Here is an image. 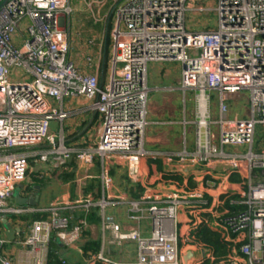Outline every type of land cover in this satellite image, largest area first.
Returning <instances> with one entry per match:
<instances>
[{
  "label": "built area",
  "instance_id": "1",
  "mask_svg": "<svg viewBox=\"0 0 264 264\" xmlns=\"http://www.w3.org/2000/svg\"><path fill=\"white\" fill-rule=\"evenodd\" d=\"M196 1L86 0L91 14L95 8L102 11L95 19L102 32L100 41L96 37L86 41L88 47L97 46L98 54H87L80 67L70 59L72 26L66 21V13L72 10L70 0H0V249L7 242L1 235L3 219L23 217L24 231L18 243L35 258L42 255L43 262L50 241L69 245L80 240L96 208L103 240L91 260L99 264H179L178 215L182 210L189 218H201V194L185 188L180 193L126 201L111 194L108 165L111 158H117L125 164L128 178L135 181L144 157L172 161L167 153L144 148L147 68L152 62H178L176 88L183 94L192 91L196 107L191 122L194 149H183L176 162L226 163L230 172L247 178L240 201L245 209L223 216L214 226L224 230L231 241L235 239L231 235L245 236L228 256L227 264H264V150L252 148L256 126L264 128V0H215L213 7ZM188 12L215 13V27L187 30ZM109 23L107 76L101 83L96 61ZM243 92L248 94V114L231 117L228 101ZM213 97L216 116L210 110ZM64 98H82L86 108L98 115L95 139L85 148L64 143L62 125L70 115L62 107ZM51 122L56 124L53 130ZM39 146H44L40 160L55 167L72 159L91 167L98 159L99 196L88 194L46 208L9 205L26 176V150ZM225 147L246 149L228 152ZM122 203H127L132 219L150 221L148 236L137 228L124 230L106 212ZM60 209L64 214L58 216ZM35 213L43 215L33 218ZM190 226L197 229L195 222ZM125 242L135 243L134 261L115 260L105 254V244ZM0 264L18 263L0 254Z\"/></svg>",
  "mask_w": 264,
  "mask_h": 264
},
{
  "label": "crops",
  "instance_id": "2",
  "mask_svg": "<svg viewBox=\"0 0 264 264\" xmlns=\"http://www.w3.org/2000/svg\"><path fill=\"white\" fill-rule=\"evenodd\" d=\"M196 2L204 7H213L215 4V0L212 5L207 4L204 0H197ZM188 13L195 15L201 14H197V12ZM80 37V39L74 38L75 40H73L75 44L72 43L70 59L78 66L83 67L84 57L87 54L91 53L96 56L98 54L97 46L88 47L86 41L90 37L98 38V36L87 35L83 37L80 35ZM79 43L83 44L81 45ZM104 53L103 45L100 50V57L98 56L99 59L96 61L97 68L95 70L98 73V80L101 83L106 79L108 68L107 62L109 53L106 59ZM159 63L160 62L149 63L147 68V77L148 70L154 68L158 75L157 81H154L153 78L149 80L147 78V83L150 86L148 87V94L153 91H158L161 97H153V99L148 102L149 115L145 129L144 148L146 151L167 153L171 156L172 161L168 162L165 157H157L155 159L144 157L140 165L137 179L133 181L127 176L125 164L118 161L117 158H111L108 162L110 175L113 180L111 194L115 197L123 198L126 201L139 200L144 195L173 191L180 193V191L185 190V188H190V190L201 194V199L204 201L199 204V209H202V212H200L201 218L195 219L192 216L189 218L182 210H180L178 215L179 264H227L228 256L238 249L242 242L245 241V236L244 234L236 237L231 235V237L235 238L234 241H231L230 238L228 239L224 230L215 228L214 222H218L223 216L236 214L242 211L238 208L244 206L240 201L242 199L241 192H245L247 189V178L241 173L230 172V168L226 163L215 162L211 166H205L203 164L189 165L190 163L187 161L182 163L176 162L179 158L177 154L183 149L188 152L194 149V125L191 124V121H189L190 118H188V116L191 117L193 113L192 102H190V110H183L182 116L179 115L175 117L176 115H174V112L178 109L180 113L181 107H175L171 104V97H169V94L172 93V90L178 89L173 88V86L165 80V78L168 79L170 77V73L164 72V69L157 65ZM179 78L180 69L178 77L175 79ZM162 83L163 85L160 86ZM86 105L87 102L82 98H64L62 100V107L70 112V115L65 119L62 125L64 143L66 146L82 149L91 145L95 139L99 125L98 115L88 110ZM210 110L212 115L216 116V101L211 102ZM162 112H165V115ZM166 112L168 114H166ZM229 115L231 117H239L237 116V112L231 114L229 111ZM261 129L264 130L263 127H261ZM187 133L191 138L186 142V140H184V135ZM252 148L255 151L264 150L261 149L260 146L255 147L254 143ZM42 149H44V146L26 150L28 155V168L24 181L20 183L21 188L19 195L25 198L31 195L36 196L35 204L28 206L44 208L49 202L56 199L74 200L87 194H92L96 197L99 196L100 184L96 177L99 173L98 159L94 160L91 167L84 166V164L72 159L68 161L65 166L54 168L51 166L50 162L40 160L39 156L41 155ZM245 149V147H225V151L228 152L245 151ZM115 171H119L116 177L118 185H114ZM255 173L257 174V172ZM88 175L92 177H87ZM14 197L15 195L13 194V197L7 202L9 205H16ZM106 212L112 215L114 220L124 230L137 228L144 236L150 234V221L147 218H140L138 220L132 219L128 212L127 203L110 207ZM42 215L43 214L35 213L32 217L38 219L41 218ZM24 220L23 217H7L6 221L9 223L10 228H13L15 231L11 239L7 237L8 228L4 225L2 226L1 235L7 242L1 247L0 254L2 257L11 259L18 264H34L35 254L29 252L27 247L18 243L20 235L22 231H24ZM191 222L196 223L197 229L201 226H208L219 232L229 250L227 254L223 258L220 257L218 259L213 255V252L211 255L212 249L196 240V235L194 234L197 229L193 230L191 228ZM186 234H188V236H186ZM108 236L109 234L105 235L106 238H108ZM102 240L100 217L97 209L94 208L89 215L87 228L83 232L79 243L76 245H79V251L76 249H69L59 242H52L58 244V247L54 248L55 254L59 259L64 260L63 262L66 261L67 264H99L97 261L88 259L87 256H85L86 252H84L83 246H95L96 253L101 249ZM89 251L91 252L92 250L89 249ZM89 251L87 252L88 254L90 253ZM105 251V254L112 259L128 261L135 258L136 248L135 243L125 242L121 245L105 244ZM123 253L127 254L126 257H124Z\"/></svg>",
  "mask_w": 264,
  "mask_h": 264
},
{
  "label": "rangeland",
  "instance_id": "3",
  "mask_svg": "<svg viewBox=\"0 0 264 264\" xmlns=\"http://www.w3.org/2000/svg\"><path fill=\"white\" fill-rule=\"evenodd\" d=\"M213 1L214 0H204V2H206L209 5L210 4L212 5ZM70 7L72 10L70 11L69 14L66 13V21L69 19L71 22V26H72L71 30L72 31L71 32L69 31L70 32L69 34H70V38H71L72 43H73V40H75L74 38L80 39L81 38L80 35H82L83 37H85L87 35L98 36V41H100L101 40L102 26L98 22H96L95 19H98L99 17L102 16V14H101L102 11L97 12L96 8H95V9H93V12L91 14L89 9L86 6V0H70ZM106 8L107 7L103 8V10ZM112 18H113V16L111 14L110 20ZM215 22H216V15L213 12L201 13L198 15L187 13V15L185 17V26H186L187 30H190V31H199V30H203L206 28H214ZM66 29H67V27H66ZM105 41H106V39H105ZM73 44H75V42ZM79 44H81V43H79ZM108 53H109V50H108ZM157 65L160 66L161 68H163L164 72L170 73L169 74L170 77L168 79L165 78V80L167 82H169L173 86V88H176L178 86L179 79H175V78L178 77L180 64L178 62H162V63L160 62ZM154 69L148 70V77H147L148 80L150 78L151 79L153 78L154 81H157L158 75L156 74V70H154ZM147 85H148V87H150L148 83H147ZM162 85H163V83L160 84V86H162ZM191 92L192 91H190V92L186 91L183 95L182 92H180L179 90H172V93L169 94V97H171V104L173 106H175V107L180 106L181 107L180 113L178 112V109H177V111L174 112V115H176L175 117H178L179 115L182 116L183 110H186V111L190 110L191 109V108L189 109L190 102H192L193 113H192V116L191 117L188 116V118H190L189 121L193 122L195 120L196 104H195L194 94H193V92L192 93ZM148 95H149L148 96L149 97L148 102H149V100H152L153 97H161L160 92H158V91L150 92V94H148ZM247 96H248V94L246 92H243V93H241V97H236L231 102H228L229 111L231 114L237 112L238 113L237 116H239V117L244 118L247 116L248 109L250 108L249 102L247 101ZM212 101H216L214 97L212 98ZM159 102H162V101H159ZM160 104H163V103H160ZM148 111H149V105L147 104L146 121L148 120V115H149ZM162 113L165 115V112H162ZM166 114H168V113L166 112ZM191 124L194 125L193 123H191ZM190 138H191V136L188 133L184 135V140H186V142ZM254 138H255V140H254L255 147L260 146L261 149H264V130L261 129V127L259 125L256 126V133H255ZM66 164H67V162L62 166H65ZM51 166L55 168V166H53L52 164H51ZM118 174H119V171H115L114 185L115 184L118 185V182L116 179ZM31 177H32V175H31ZM87 195H84L81 197L84 198ZM60 201H63V200H57V199L53 200V201L49 202L47 204V206H45L44 208L48 207L52 203H56V202L60 203ZM68 201H72V200L68 199ZM91 213H92V211H91ZM62 214H64V211L62 209L56 211V215L59 216ZM51 242L52 241H50V243H49V247H50ZM78 243H79V241L74 242V243L69 244V245L67 244V245H65V247H67L69 249L70 248L76 249L79 251V245L76 246ZM28 251H30V250H28ZM99 251L100 250H98L97 252H99ZM123 255H124V257H126L127 254L123 253ZM87 258L90 259V256H87ZM135 259H136V253H135V258H133L132 260H128V261H134ZM41 260H42V255H39V259H38V257H36L34 259V264H47V260H45L43 262H41Z\"/></svg>",
  "mask_w": 264,
  "mask_h": 264
},
{
  "label": "trees",
  "instance_id": "4",
  "mask_svg": "<svg viewBox=\"0 0 264 264\" xmlns=\"http://www.w3.org/2000/svg\"><path fill=\"white\" fill-rule=\"evenodd\" d=\"M111 22V21H110ZM111 29V23L107 25V35H106V41L104 45V57L107 58L108 50H109V31ZM235 209V208H233ZM238 209H245V206H242V208ZM235 211V210H234ZM196 240H198L200 243H203L205 246L210 247L212 249L213 255L218 258H223L227 252L229 251L226 247L225 241L221 238V235L219 232L209 228L208 226H201L198 227L197 231L195 232ZM50 252L47 256V264H67L66 261L63 263L64 260L59 259L58 256L55 254L54 248L58 247V244L56 242H51L50 244ZM84 252H86L85 256H90L91 254H95L96 248L95 246H89L85 245L83 246ZM89 249L92 251L90 252ZM90 252L89 254L87 252ZM94 252V253H93Z\"/></svg>",
  "mask_w": 264,
  "mask_h": 264
},
{
  "label": "water",
  "instance_id": "5",
  "mask_svg": "<svg viewBox=\"0 0 264 264\" xmlns=\"http://www.w3.org/2000/svg\"><path fill=\"white\" fill-rule=\"evenodd\" d=\"M55 125H56L55 122L49 123L50 129H53ZM20 188H21V186L19 185V186L16 187V189L14 191V195H15L14 201H15V204L17 206H23V207L24 206H28V205H31V206L34 205L35 202H36V200H35L36 199V196L35 195H31V196H28L27 198L22 197V196L19 195ZM3 225L8 228V230H7V237H9V238L12 239V236L14 235V231L15 230L13 228H10V225L6 221V219H3Z\"/></svg>",
  "mask_w": 264,
  "mask_h": 264
}]
</instances>
